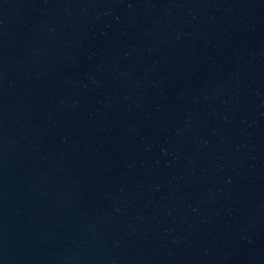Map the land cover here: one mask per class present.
I'll return each mask as SVG.
<instances>
[{"label":"water","instance_id":"obj_1","mask_svg":"<svg viewBox=\"0 0 264 264\" xmlns=\"http://www.w3.org/2000/svg\"><path fill=\"white\" fill-rule=\"evenodd\" d=\"M0 264H264V0H0Z\"/></svg>","mask_w":264,"mask_h":264}]
</instances>
